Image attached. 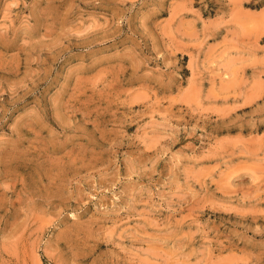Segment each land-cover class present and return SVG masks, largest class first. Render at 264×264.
<instances>
[{"label": "rangeland", "instance_id": "1", "mask_svg": "<svg viewBox=\"0 0 264 264\" xmlns=\"http://www.w3.org/2000/svg\"><path fill=\"white\" fill-rule=\"evenodd\" d=\"M0 264H264V0H0Z\"/></svg>", "mask_w": 264, "mask_h": 264}]
</instances>
